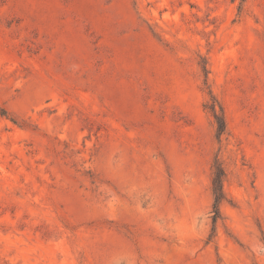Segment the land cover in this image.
<instances>
[{
    "label": "rangeland",
    "instance_id": "obj_1",
    "mask_svg": "<svg viewBox=\"0 0 264 264\" xmlns=\"http://www.w3.org/2000/svg\"><path fill=\"white\" fill-rule=\"evenodd\" d=\"M0 264H264V0H0Z\"/></svg>",
    "mask_w": 264,
    "mask_h": 264
},
{
    "label": "trees",
    "instance_id": "obj_2",
    "mask_svg": "<svg viewBox=\"0 0 264 264\" xmlns=\"http://www.w3.org/2000/svg\"><path fill=\"white\" fill-rule=\"evenodd\" d=\"M211 110L213 111L214 114V118L216 121V125H217V134L218 136H220L224 130H225V124H224V120L222 117L218 116L217 114L214 113V108H211ZM224 177V171L223 169L217 165L215 167V172H214V176L212 179V194L214 197V203H213V210L215 213V216L213 218V221H215L217 215H218V206L221 203V201L223 200V193H222V180Z\"/></svg>",
    "mask_w": 264,
    "mask_h": 264
}]
</instances>
